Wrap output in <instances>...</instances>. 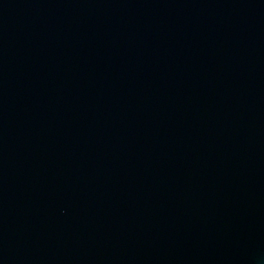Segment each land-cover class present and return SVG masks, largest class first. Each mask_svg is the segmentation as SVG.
Returning <instances> with one entry per match:
<instances>
[{"label": "water", "instance_id": "obj_1", "mask_svg": "<svg viewBox=\"0 0 264 264\" xmlns=\"http://www.w3.org/2000/svg\"><path fill=\"white\" fill-rule=\"evenodd\" d=\"M0 264H264V0H0Z\"/></svg>", "mask_w": 264, "mask_h": 264}]
</instances>
